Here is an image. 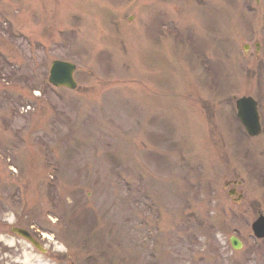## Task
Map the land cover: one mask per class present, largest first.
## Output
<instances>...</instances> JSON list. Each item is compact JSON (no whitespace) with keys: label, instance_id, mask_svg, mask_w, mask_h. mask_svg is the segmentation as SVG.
<instances>
[{"label":"rangeland","instance_id":"rangeland-1","mask_svg":"<svg viewBox=\"0 0 264 264\" xmlns=\"http://www.w3.org/2000/svg\"><path fill=\"white\" fill-rule=\"evenodd\" d=\"M261 215L264 0H0V264H264Z\"/></svg>","mask_w":264,"mask_h":264},{"label":"water","instance_id":"water-1","mask_svg":"<svg viewBox=\"0 0 264 264\" xmlns=\"http://www.w3.org/2000/svg\"><path fill=\"white\" fill-rule=\"evenodd\" d=\"M258 48V45H256ZM246 49V47H245ZM75 65L66 62L55 60L51 63L49 70L48 82L54 87H66L70 90L76 89V82L73 79ZM237 118L243 125L245 132L250 137H256L261 133L259 123V115L257 103L251 97H242L236 100ZM236 184V182H234ZM225 186H228L226 184ZM235 190H231L229 194H234ZM242 198L239 195L236 202ZM10 231L19 237L28 241L33 247L43 252L44 249L40 244L24 229L12 227ZM251 231L255 238L264 239V216H259L251 225ZM230 244L234 250L241 249L242 243L236 237L229 238Z\"/></svg>","mask_w":264,"mask_h":264},{"label":"trees","instance_id":"trees-1","mask_svg":"<svg viewBox=\"0 0 264 264\" xmlns=\"http://www.w3.org/2000/svg\"><path fill=\"white\" fill-rule=\"evenodd\" d=\"M88 259H89V260H94V261L97 263L96 260L98 259V257H96V256H94V257H93V256H90ZM96 263H95V264H96ZM97 264H98V263H97Z\"/></svg>","mask_w":264,"mask_h":264}]
</instances>
